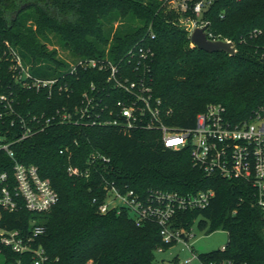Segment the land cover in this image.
<instances>
[{"label": "trees", "instance_id": "obj_1", "mask_svg": "<svg viewBox=\"0 0 264 264\" xmlns=\"http://www.w3.org/2000/svg\"><path fill=\"white\" fill-rule=\"evenodd\" d=\"M202 15L215 36L235 43V54L193 45L182 18L196 17L195 13L172 8L169 0H0V141H12L16 157L37 164L61 196L41 213L24 206L4 211L3 223L27 230L37 217L46 227L37 238L49 254L46 264H159L156 251L175 243L163 240L155 221L137 225L126 209L102 212L105 190L98 175H69L67 154L60 152L66 146H71L73 162L80 165L96 148L110 156L109 170L120 187L185 194L214 189L206 207L178 212L173 226L191 230L197 223L207 232L218 228L228 232L226 249L198 254L204 262L264 264V208L257 203L254 188L238 178L207 176L193 165L189 148L165 146L161 132L63 124L20 139L19 121L12 124L16 114L10 103L16 112L41 113L67 99L65 94L48 97L45 91L23 87L12 69L17 55L31 74L49 78L66 73L70 65L57 44L75 60L117 58L137 41L154 51L152 84L165 108L172 110L170 124L194 125L197 113L216 102L231 121L251 119L264 105V35L250 36L255 28L264 29V0H216ZM88 79L76 84L75 96ZM13 163L0 148V172L12 175ZM0 251L7 256L5 264L18 259L33 264L30 253H17L1 242Z\"/></svg>", "mask_w": 264, "mask_h": 264}, {"label": "built area", "instance_id": "obj_2", "mask_svg": "<svg viewBox=\"0 0 264 264\" xmlns=\"http://www.w3.org/2000/svg\"><path fill=\"white\" fill-rule=\"evenodd\" d=\"M215 1L169 0L172 8L181 12L191 9L195 13L196 17L182 18L191 32L197 26H206L209 38L224 39L215 36L209 30L210 21L202 18L203 9ZM250 33L253 37L264 35V29L255 28ZM151 37H155V33H151ZM153 54L149 44L137 41L122 56L79 57L70 61L66 73L49 78L31 74L29 65L17 55L12 69L15 79L23 87L45 91L48 97L65 94L67 98L50 112L41 113L16 112L10 103L9 108L16 114L12 124L16 119L20 123V139L63 124L110 126L127 133L159 131L165 146L181 150L189 148L193 165L207 176L238 178L250 184L255 190L257 203L264 208V105L251 119L234 122L227 117L222 104L210 103L197 113L194 125L170 124L168 118L172 110L165 108L163 98L155 93L152 84ZM81 74H84L83 79ZM90 74L92 78L88 79ZM86 78L81 93L75 96L76 84ZM12 144V141H0V148L5 149L14 161L12 175L6 170L0 172V242L17 253H30L33 264H46L49 259L46 247L37 243L38 236L46 230L45 225L33 217L27 230L9 228L3 223V212L11 213L24 206L31 212L41 213L55 205L61 196L51 180L42 175L37 164L25 163L16 157ZM70 147L60 149L67 154V173L78 178L98 175L105 190V199L99 206L102 212L126 209L137 225L146 220L155 221L165 242L183 241L193 250L189 242L192 229L177 228L173 226V220L180 211L206 207L215 194L214 189L185 194L154 188L139 192L128 185L120 187L109 170L110 156L96 148L80 165L73 162L74 153ZM221 249H226V244ZM197 256L193 253L180 264H190ZM204 263L245 264L233 260ZM12 264L23 263L18 259Z\"/></svg>", "mask_w": 264, "mask_h": 264}, {"label": "rangeland", "instance_id": "obj_3", "mask_svg": "<svg viewBox=\"0 0 264 264\" xmlns=\"http://www.w3.org/2000/svg\"><path fill=\"white\" fill-rule=\"evenodd\" d=\"M117 24V22L115 23ZM59 54L67 61H72L74 57L71 53L63 49L57 44ZM192 236L189 242L192 245V249H189L183 241H177L173 245L167 248L159 249L156 251V259L159 264H180L188 257H192L193 253H203L214 249L222 248L224 244L228 242V232L225 229L218 228L211 232H207L199 228L196 223L192 228ZM7 256L3 251H0V264L7 263ZM190 264H205L204 261L199 257H195Z\"/></svg>", "mask_w": 264, "mask_h": 264}, {"label": "water", "instance_id": "obj_4", "mask_svg": "<svg viewBox=\"0 0 264 264\" xmlns=\"http://www.w3.org/2000/svg\"><path fill=\"white\" fill-rule=\"evenodd\" d=\"M206 26H197L190 34L191 42L198 48L206 51H226L229 54H235L238 50L232 40L216 39L213 40L208 37Z\"/></svg>", "mask_w": 264, "mask_h": 264}]
</instances>
